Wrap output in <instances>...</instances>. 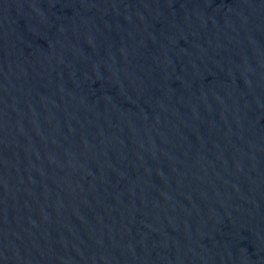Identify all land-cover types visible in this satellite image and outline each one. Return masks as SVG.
Masks as SVG:
<instances>
[{
    "label": "water",
    "instance_id": "obj_1",
    "mask_svg": "<svg viewBox=\"0 0 264 264\" xmlns=\"http://www.w3.org/2000/svg\"><path fill=\"white\" fill-rule=\"evenodd\" d=\"M0 264H264V0H0Z\"/></svg>",
    "mask_w": 264,
    "mask_h": 264
}]
</instances>
